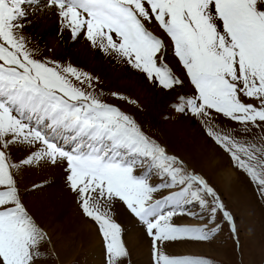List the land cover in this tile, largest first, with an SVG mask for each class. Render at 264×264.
Returning a JSON list of instances; mask_svg holds the SVG:
<instances>
[{"label":"snow or ice","instance_id":"obj_1","mask_svg":"<svg viewBox=\"0 0 264 264\" xmlns=\"http://www.w3.org/2000/svg\"><path fill=\"white\" fill-rule=\"evenodd\" d=\"M41 10L56 18L59 35L84 39L153 87L176 92L163 119L172 111L198 118L264 197V0H0V264H54L51 237L25 203V174L45 168L63 169L97 223L105 264H130L111 214L118 202L151 239L153 264H212L166 249L211 240L221 230L217 217L237 236L234 215L202 174L168 150L162 133L108 102L139 108L135 100L106 95L99 77L37 55L25 29ZM170 50L185 78L168 66ZM185 80L190 96L179 94ZM14 151L24 155L17 160ZM192 204L207 212L206 223L178 225L175 217L197 215L186 207Z\"/></svg>","mask_w":264,"mask_h":264},{"label":"rangeland","instance_id":"obj_2","mask_svg":"<svg viewBox=\"0 0 264 264\" xmlns=\"http://www.w3.org/2000/svg\"><path fill=\"white\" fill-rule=\"evenodd\" d=\"M43 14H45L44 10L35 12L32 23L25 29V32L31 35L30 46L34 48L33 43L37 44L35 39L37 37L41 39L44 32L43 35L37 31L32 33L27 28L42 18ZM36 27H39V24ZM151 30L154 34L161 35L156 27ZM51 37L58 39V44H61L59 36ZM86 47L92 54L93 61L95 60L93 63L94 67L97 65L95 69L90 67L84 58L75 57L79 64L62 54L54 59L62 63H71L99 77L101 81L99 86L106 95L119 92L135 100L139 108L125 101L108 98V102L133 114L145 127H151L162 133V142L167 145L168 150L182 157L191 168L202 174L216 189L235 217L237 236H233L227 223L217 217L221 230L211 240L174 242L166 249L167 254L202 257L210 260L212 264H264V197L259 194L256 186L246 175L232 166L228 154L218 148L206 135L205 126L198 118L172 111L170 119L167 121L163 119L170 112L169 105L177 96L176 92L169 93L153 87L143 73L103 55L99 50L92 48L87 41ZM38 49V56H46L44 48L38 47ZM51 49L53 48L49 51H52ZM166 62L176 75L185 78V72L171 50ZM185 84L179 94L190 96L193 88L187 80ZM221 123L225 128L230 127L228 121L223 118ZM204 150L209 154L205 155ZM13 155L19 160L24 153L14 151ZM223 173H227L231 183L225 181ZM24 184L29 189L25 193V203L30 213L51 237L52 244L49 247L55 249L52 256L54 264H105V243L98 225L83 213L78 198L65 183V173L62 168L31 170L25 174ZM33 184L40 187L33 189L31 187ZM52 184L56 193L53 196L56 195L59 201L53 207H49L45 195L48 194V188ZM186 207L197 215L175 217L178 225L201 226L206 223L207 212L196 204ZM111 214L123 229V239L130 252V264H153L151 239L146 235L144 227L122 203H116Z\"/></svg>","mask_w":264,"mask_h":264},{"label":"bare ground","instance_id":"obj_3","mask_svg":"<svg viewBox=\"0 0 264 264\" xmlns=\"http://www.w3.org/2000/svg\"><path fill=\"white\" fill-rule=\"evenodd\" d=\"M39 18L40 17H38V19ZM38 24H39V27H36V26H38ZM27 29L32 33L34 31H37L40 34H42L44 32V35L42 34L43 36L41 39L38 37L35 39L37 44L35 45V42H34L33 46H35V47L38 46L39 48H44L46 50V52H45L46 57L54 59V58L60 57L59 55L62 54L63 56L68 57L69 59L71 58L72 61L77 62L78 64H79V62L75 60V57H78L80 59L84 58L85 62H87V64H89L90 67H92L94 69L96 68L97 65L95 67L93 66V63L95 60L93 61L94 58L92 59V54L89 52L88 48L86 47V41L84 39H80L79 41H72L67 33L63 34V36L59 35L58 34L59 33V27H58V23H57L56 18L54 16L48 14L46 11H45V14L42 15V18H40L38 21H36L33 25H30V27H28ZM46 34H48L47 37L51 38V39L46 38L45 37ZM52 35L59 36V40H60L59 42H61L62 45L58 44V42H57L58 39L56 40V38H52L51 37ZM44 38H46V39L44 40ZM76 44H77V46H76ZM72 45H75V47H72ZM48 48L49 49L53 48V49H51L52 51H49ZM79 48H81V49L79 50ZM204 152H205V155L209 154L208 151L204 150ZM42 171H43V169H42ZM220 174H221V172H220ZM223 175L225 176V178H224L225 181H227V182L229 181L231 183V180H229L230 178L228 177L227 173H223ZM47 193L48 194L45 195V196H47L46 204L49 207H53L59 201L56 199V195L53 196V194H56L55 188H53V184H52V186H50V188H48ZM63 208H65V207H63ZM65 212L66 211H64V213Z\"/></svg>","mask_w":264,"mask_h":264}]
</instances>
